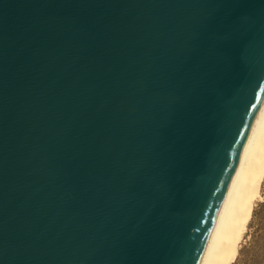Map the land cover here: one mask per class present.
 I'll use <instances>...</instances> for the list:
<instances>
[{"label":"water","instance_id":"obj_1","mask_svg":"<svg viewBox=\"0 0 264 264\" xmlns=\"http://www.w3.org/2000/svg\"><path fill=\"white\" fill-rule=\"evenodd\" d=\"M264 109V0H0V264H203Z\"/></svg>","mask_w":264,"mask_h":264},{"label":"bare ground","instance_id":"obj_2","mask_svg":"<svg viewBox=\"0 0 264 264\" xmlns=\"http://www.w3.org/2000/svg\"><path fill=\"white\" fill-rule=\"evenodd\" d=\"M264 182V109L236 173L203 264H234Z\"/></svg>","mask_w":264,"mask_h":264},{"label":"rangeland","instance_id":"obj_3","mask_svg":"<svg viewBox=\"0 0 264 264\" xmlns=\"http://www.w3.org/2000/svg\"><path fill=\"white\" fill-rule=\"evenodd\" d=\"M261 193L234 264H264V182Z\"/></svg>","mask_w":264,"mask_h":264}]
</instances>
